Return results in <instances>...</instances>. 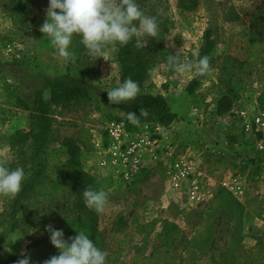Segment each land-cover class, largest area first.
Returning <instances> with one entry per match:
<instances>
[{
	"label": "rangeland",
	"instance_id": "1",
	"mask_svg": "<svg viewBox=\"0 0 264 264\" xmlns=\"http://www.w3.org/2000/svg\"><path fill=\"white\" fill-rule=\"evenodd\" d=\"M8 1L0 0V158L11 155L8 136L26 129L29 123L28 111L16 104L15 94L32 97L40 90L47 97L45 78L65 74L82 77L87 82L89 97L64 107L53 106L52 125L60 136L88 141L89 148L80 145L81 168L93 179V190L108 193L104 211L92 209L103 235L106 264H131L130 259L135 257L139 261L140 256L148 257L150 264H211V257H229L230 243L235 239L232 252L238 260L241 253L253 252L249 264H262L264 147L257 146L258 136L243 134L242 122L233 111L244 109L252 116L259 107L254 100L264 84V56L260 61L250 59L246 40L252 30L263 27L259 48L264 53V0H137L144 14L155 16L159 24L158 35L145 38L146 50L154 55L139 85V94L163 95L175 113V124L164 125L165 140L172 142L176 155L189 151L196 157L207 190L197 204L187 199L186 184L180 190L170 187L165 165L147 169L143 175L141 172L128 184L110 180L98 166L92 134L104 135L107 122L120 119L108 120L107 113L121 115L99 102L102 93L107 94L124 82L117 58L119 45L107 46L104 57L96 59L74 36L70 51L77 53L80 41L81 54L78 61L66 62L56 55L51 40L39 31L46 18L48 0H23L27 20L22 27L12 22L4 6ZM206 31L212 43L206 54L211 68L205 76H199L189 94L187 89L197 76L166 70L165 65L169 54L176 53L183 62L195 61ZM231 67L229 76L227 69ZM223 95L235 98L229 112L217 115L215 105ZM11 158L15 161V157ZM220 187L244 205L239 233L235 220H229L216 207L215 195ZM55 198L60 202L68 196ZM27 202V209H34L36 214L41 206L32 207ZM6 203L0 197V225L7 223ZM164 221L176 225L179 236L170 251L160 246L157 237ZM23 228L24 231L15 229L9 233L0 244L1 252L22 255L32 240L50 236L33 222V217ZM236 233L241 234V243L233 238ZM257 247L261 250L255 252ZM181 259L184 261L180 262Z\"/></svg>",
	"mask_w": 264,
	"mask_h": 264
},
{
	"label": "trees",
	"instance_id": "2",
	"mask_svg": "<svg viewBox=\"0 0 264 264\" xmlns=\"http://www.w3.org/2000/svg\"><path fill=\"white\" fill-rule=\"evenodd\" d=\"M5 4L12 22L18 27H22L24 21L27 20L23 0H9ZM262 30L263 27H256L246 40L248 56L254 61H260L264 56L259 48L263 40ZM208 38L209 32L206 31L204 44L199 53L201 57L209 53L212 48V43ZM136 41L134 37L126 46L119 45L117 58L121 64L122 80L131 78L140 85L154 54H150V51H147L145 47H137ZM79 44L80 41L77 53L74 54L75 61H78L81 54ZM224 60L227 61L228 57H225ZM231 70L232 67L227 69L229 76L232 73ZM220 71L223 72V68H220ZM199 78L197 76L191 81L187 89L189 94L193 92V86L198 83ZM44 87L48 90L47 97H44L40 90H37L32 97L14 95L16 104L28 111L29 123L26 129H18L8 136L7 144L11 155L8 158L0 159L5 160L11 169L23 167L26 178L22 183V190L15 198L2 197L7 201L4 209L7 223L0 225V244L15 229L24 231L23 226L29 223L30 218L33 217V222L43 229L47 225H52L53 228L62 230L65 241L69 243L71 242L69 238H74L78 234L77 231H85L94 244L103 251L104 239L98 229L97 215L85 204L82 196L84 190L92 189L94 185L93 179L82 170L79 161L81 146L89 148L86 144L88 141L80 137L60 136L59 130L52 125L53 106L64 107L72 101L89 97L87 82L82 77L65 74L53 79L45 78ZM234 98L235 96L229 95L220 97L215 105V114L223 115L229 112ZM256 101L259 108H264V84ZM99 102L121 113V115L107 113L106 119H118L121 116L129 129H136L139 126L133 125L127 114L133 112L139 116L140 109H146L149 113L147 118L140 117L141 123L154 122L168 125L176 117L175 113L170 110L165 97L159 93L139 94L135 100L120 104H111L108 95L102 93ZM11 156L15 157V161ZM51 157H54L55 160H52ZM146 172L144 170L141 175ZM63 193L68 198L60 202L57 201L55 197L64 195ZM27 201L31 202L32 207L36 204L41 206L36 214L34 209H27L29 205ZM215 201L216 207L221 213L229 220H235L239 233L242 228L244 205L224 187L218 188ZM176 230V225L164 221L157 234L160 246L166 248L167 251L173 248L172 244L179 238ZM47 236L48 234L28 243L26 251L22 255H9L0 251V264H18V261L25 256L29 258L30 264H44V261L60 254ZM232 236L237 238V242L240 240L241 243V234L236 233ZM235 240L230 243L229 257L227 259L225 256L219 259L211 257V264H249V256L254 253L243 252L238 260L232 252ZM240 247L242 248V245ZM260 250L261 248L257 247L255 252ZM148 259L145 256L138 258L141 264H150ZM139 261L135 257L130 259L131 264H137ZM182 261L184 260L181 259L180 262ZM262 264H264V259Z\"/></svg>",
	"mask_w": 264,
	"mask_h": 264
},
{
	"label": "clouds",
	"instance_id": "3",
	"mask_svg": "<svg viewBox=\"0 0 264 264\" xmlns=\"http://www.w3.org/2000/svg\"><path fill=\"white\" fill-rule=\"evenodd\" d=\"M39 31L46 35L56 49V55L66 62H74L70 51L74 36H79L88 53L103 58L107 46H126L134 37L137 47H145L146 37L155 38L159 33V24L155 16L145 15L137 0H48L46 18ZM166 70L178 73H191L205 76L210 71V58L199 56L195 61H181L177 55H170ZM140 93L139 84L131 78L108 91L111 104L130 102ZM146 109H140L139 116L133 112L127 114L129 121L140 126V117L147 118ZM26 178L23 167L11 169L5 160L0 159V197L15 198L22 190ZM85 204L100 213L104 211L108 193L104 190L88 188L82 193ZM50 243L59 250L58 256L44 261V264H106V253L99 249L85 231H77L74 238L65 241L62 230L47 225ZM18 264H30L29 258L20 259Z\"/></svg>",
	"mask_w": 264,
	"mask_h": 264
},
{
	"label": "built area",
	"instance_id": "4",
	"mask_svg": "<svg viewBox=\"0 0 264 264\" xmlns=\"http://www.w3.org/2000/svg\"><path fill=\"white\" fill-rule=\"evenodd\" d=\"M247 112L238 109L233 114L241 120L244 135L259 137L257 146L261 149L264 147V108H255L252 116ZM166 129L154 122L129 129L122 119L108 121L104 135L92 134L91 145L98 166L110 180L128 184L144 170L165 165L170 187L180 190L186 184L187 199L197 204L207 190L196 157L189 151L176 155L172 142L165 140Z\"/></svg>",
	"mask_w": 264,
	"mask_h": 264
},
{
	"label": "crops",
	"instance_id": "5",
	"mask_svg": "<svg viewBox=\"0 0 264 264\" xmlns=\"http://www.w3.org/2000/svg\"><path fill=\"white\" fill-rule=\"evenodd\" d=\"M254 101L256 102V100H254ZM214 112H215V109H214ZM225 114H226V113H225ZM120 119H122V117H120ZM175 121H176V118H174V120L171 122L170 127L173 126V125L175 124Z\"/></svg>",
	"mask_w": 264,
	"mask_h": 264
}]
</instances>
